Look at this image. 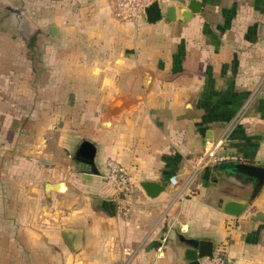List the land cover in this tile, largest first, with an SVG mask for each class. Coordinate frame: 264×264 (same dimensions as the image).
<instances>
[{"label":"crops","instance_id":"crops-1","mask_svg":"<svg viewBox=\"0 0 264 264\" xmlns=\"http://www.w3.org/2000/svg\"><path fill=\"white\" fill-rule=\"evenodd\" d=\"M189 1L148 23L118 0H0V264H187L178 236L264 264V182L228 215L254 181L218 166H264V0H196L183 20ZM218 141L222 160L203 161Z\"/></svg>","mask_w":264,"mask_h":264},{"label":"water","instance_id":"water-1","mask_svg":"<svg viewBox=\"0 0 264 264\" xmlns=\"http://www.w3.org/2000/svg\"><path fill=\"white\" fill-rule=\"evenodd\" d=\"M199 7V8H198ZM201 4H198L196 0H190L186 8L180 10V18L187 20L193 13L200 12ZM175 6L167 8V19L172 21L175 19ZM144 16L148 23H154L162 18V10L159 2H153L150 4L144 12ZM49 34L56 35V28L49 27ZM94 155L93 146L89 142H82L75 154V159L84 163V167H88L91 164ZM227 171L237 172L253 179V193L247 197L245 201L228 200L222 206V211L231 216H238L249 204L250 200L256 195L261 185L264 182V166L253 165L242 162H221L218 165ZM141 186L150 197L157 196L164 187L157 182L145 181L141 183ZM181 243L188 246L184 251V258L187 264H198V259L202 257H211L213 255V244L210 240H196L186 239L183 236H178ZM70 244V241L68 240Z\"/></svg>","mask_w":264,"mask_h":264},{"label":"built area","instance_id":"built-area-1","mask_svg":"<svg viewBox=\"0 0 264 264\" xmlns=\"http://www.w3.org/2000/svg\"><path fill=\"white\" fill-rule=\"evenodd\" d=\"M162 0H118V6L125 18H136L144 15L145 9L153 2ZM221 143L213 142L203 153V161L218 162L222 158L215 154L216 147ZM106 171L104 177L109 181L115 192L119 203L121 213L128 214L132 208V192L128 172L119 162L108 159L105 162ZM198 264H233L227 257L218 252L213 253L211 257H202L198 259Z\"/></svg>","mask_w":264,"mask_h":264}]
</instances>
